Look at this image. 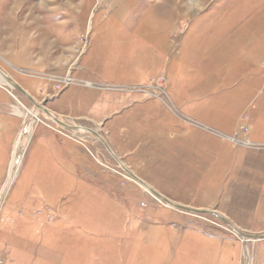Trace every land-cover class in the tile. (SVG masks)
I'll return each mask as SVG.
<instances>
[{
  "label": "rangeland",
  "instance_id": "rangeland-1",
  "mask_svg": "<svg viewBox=\"0 0 264 264\" xmlns=\"http://www.w3.org/2000/svg\"><path fill=\"white\" fill-rule=\"evenodd\" d=\"M90 35L94 59L125 57L131 46L151 61L147 71L165 65L171 76H182L181 94L194 85L206 100L202 109L169 91L189 124L153 102L156 124L146 134L144 171L159 189L220 213L243 232L263 234L264 117L260 128H232L252 100L253 109L261 102L264 109V0H0V69L18 84L32 65L41 73L58 70L54 78L65 88ZM13 92L28 109L24 114L35 110ZM37 116L57 127L40 110ZM160 128L167 134L154 138ZM71 132L79 143L65 151L76 158L60 160L63 170L41 172L37 140L28 156L31 138L26 145L0 210V264H247L243 242L220 219L167 207L124 177L100 141ZM13 150L0 157V193ZM85 182L111 187L123 214L87 202ZM247 248L250 264H264V240Z\"/></svg>",
  "mask_w": 264,
  "mask_h": 264
},
{
  "label": "crops",
  "instance_id": "crops-1",
  "mask_svg": "<svg viewBox=\"0 0 264 264\" xmlns=\"http://www.w3.org/2000/svg\"><path fill=\"white\" fill-rule=\"evenodd\" d=\"M91 44L90 35L87 41V52L81 55L78 68L74 69L73 73H69L68 77L73 82L66 84L65 88L61 89L62 86H58L59 81L54 78L60 74L58 70L49 69L41 73L38 66L34 67L32 65L24 67V71H31L32 73L21 74L20 85L39 105L55 115L59 120L65 122V119L66 124H68L67 120H71L75 124L74 126L86 127L97 131L109 145L117 159L135 176L170 201L188 206L173 199L167 192L160 190L161 185L144 171L148 164L147 161L150 159L147 155L150 151V145L149 142L148 147L145 145V139L147 131H152L156 124L154 111H156L155 107L158 106L153 102H156L168 113L170 112L176 119L189 124L188 118L175 108V103L171 101L172 98L169 91L174 93L182 102L185 101L184 104L191 100L195 106L204 109L203 104L206 100L202 95L198 94L199 88L191 85L187 87L185 94H181L178 89L181 75L173 73L171 76L169 68L166 69L165 65H163V71L156 72V74L150 73L146 70L151 65L149 58L140 59L136 57V49L131 48V46L127 47L129 54L125 57L119 58L116 54H112L113 56L108 55L107 58L94 59L93 56H90ZM256 73L255 70L253 76ZM160 80H163L162 84ZM141 92L151 96L143 95ZM164 96L173 103V106ZM260 104L259 108L253 109L255 101L252 100L248 103L238 117L232 131H237L243 123L247 124L248 131L251 125L256 127L255 129L257 127L260 128L262 117H264L262 102ZM210 108L213 110L212 107ZM25 110L27 111L28 109L15 96L13 90L8 86L0 85V157L9 154L12 148L14 149L20 132L26 124ZM38 120L39 123L35 125L26 156L29 155L31 147L37 140V152L42 153L43 156L40 171H56L59 166L61 167V164H59L60 160L64 158L70 159L74 156L76 158V155L73 156V154H69L65 150H67L68 144L75 147L78 141H76L74 134H72L73 136L66 134L68 132L72 133L71 131L73 130L67 129L66 131V128L54 124L51 119L49 121L57 127L52 124L47 125V123H50L47 121L43 122L39 118ZM61 127L63 130L60 129ZM158 130L160 131L159 133H152V135L156 134L154 138L159 139L161 133L164 136L167 134L164 128ZM88 135L94 137L93 135ZM148 136L150 140L151 134ZM94 138L100 141L98 138ZM142 141H144V144H142ZM102 145L104 146L103 143ZM74 147L71 149H75ZM106 151L117 162L107 149ZM72 153L74 152L72 151ZM55 166L57 169H54ZM61 169L63 170L62 167ZM85 184L87 188L85 191L88 193L85 194L84 199L87 202L107 207L113 214L115 210L117 213L123 214V209L118 207L122 201H118L121 200L119 196H113L111 187L96 185L93 187L89 182H85ZM126 186L127 183L123 186L125 188L124 191L130 194L127 192ZM138 186L141 187L139 184ZM152 198L154 197L152 196ZM80 202H82V199ZM135 210L134 208L131 212L127 211V216H130ZM134 264L146 263L138 261Z\"/></svg>",
  "mask_w": 264,
  "mask_h": 264
},
{
  "label": "water",
  "instance_id": "water-1",
  "mask_svg": "<svg viewBox=\"0 0 264 264\" xmlns=\"http://www.w3.org/2000/svg\"><path fill=\"white\" fill-rule=\"evenodd\" d=\"M0 76L1 78L5 81V84L8 85L13 91H17L18 93H20L24 98L28 99L34 106L36 109L43 111L45 113H50L48 110H46L44 107H42L41 105H39L23 88L20 84H18L11 76H9L8 74H6L3 70L0 69ZM50 115V119L51 121L56 124V125H60L66 129H70L73 131H83L86 132L90 135H93L94 137L98 138L106 147V149L113 155V157L117 160V162L120 164L122 170L127 173L135 182H137L141 187H144L145 189H147L146 191H148L153 197H155L156 199H158L159 201H161L164 205H166L167 207H170L174 210H177L179 212H184V213H190L196 216H200V215H212V216H216L218 219H220L222 221V223L231 231L233 232L237 237H239L241 239V241L243 242V251H244V255L245 258L247 255H249V250L247 248V244L249 242H256V241H263L264 240V233L263 234H258V235H251L248 234L246 232H243L242 230H240L238 227H236L235 225H233L227 218H225L223 215H221L220 213L216 212V211H208V210H202V209H196V208H192V207H187V206H183L180 204H176L172 201H170L168 198H166L165 196L161 195L160 193H158L156 190H154L153 188L149 187L147 184H145L142 180H140L137 176H135L125 165H123L118 159L117 157L113 154V152L111 151L110 147L108 146V144L106 143V141L103 139V137L95 130L90 129V128H86V127H81V126H72L69 124H66L65 122L59 120L55 115L53 114H49ZM246 243V244H245Z\"/></svg>",
  "mask_w": 264,
  "mask_h": 264
},
{
  "label": "bare ground",
  "instance_id": "bare-ground-1",
  "mask_svg": "<svg viewBox=\"0 0 264 264\" xmlns=\"http://www.w3.org/2000/svg\"><path fill=\"white\" fill-rule=\"evenodd\" d=\"M0 85L8 86V85L5 84V81L1 78V76H0ZM38 113H39V110L35 109L34 111H32V110L29 111L28 114L26 115V119H27L26 120V124H25L24 128L21 130L19 138H18V140L16 142V145L14 147V150H13V156H12V160H11L12 161V165H11V167H9V170H8V176H7L8 180L6 178V181H5V183L6 182L7 183H6V185L4 186L3 190L0 193V210H1V207H2V205H3V203H4L5 199H6L5 196H7L8 191H10V189H11V187H12V185H13L15 179H16V176H17V174H18V172L20 170L21 162H22L23 157H24L25 147L28 144V142H29V140H30V138L32 136V133L34 132L35 122L38 120V116H37ZM41 113L46 115V116H44V118H46V119H50L51 118L49 114H52V113H49V114L48 113H44V112H41ZM143 189H145V188L143 187ZM145 190H147V189H145ZM250 261H251V256L247 255V264H250Z\"/></svg>",
  "mask_w": 264,
  "mask_h": 264
},
{
  "label": "built area",
  "instance_id": "built-area-1",
  "mask_svg": "<svg viewBox=\"0 0 264 264\" xmlns=\"http://www.w3.org/2000/svg\"><path fill=\"white\" fill-rule=\"evenodd\" d=\"M63 82L68 85V84H71L73 81L70 77H67V78H65V80ZM251 145H254V144L251 143ZM124 177H126L128 180L132 179L127 173H124Z\"/></svg>",
  "mask_w": 264,
  "mask_h": 264
}]
</instances>
